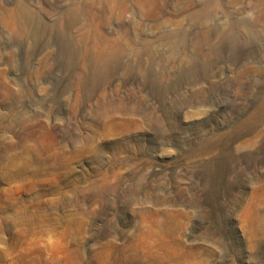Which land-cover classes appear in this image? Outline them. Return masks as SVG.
Segmentation results:
<instances>
[{
	"label": "rangeland",
	"instance_id": "rangeland-1",
	"mask_svg": "<svg viewBox=\"0 0 264 264\" xmlns=\"http://www.w3.org/2000/svg\"><path fill=\"white\" fill-rule=\"evenodd\" d=\"M0 264H264V0H0Z\"/></svg>",
	"mask_w": 264,
	"mask_h": 264
}]
</instances>
